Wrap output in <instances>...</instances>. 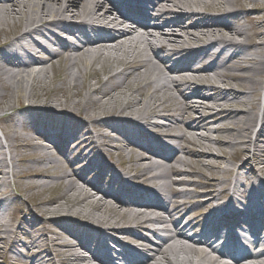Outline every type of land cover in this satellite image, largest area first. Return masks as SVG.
Masks as SVG:
<instances>
[{"label":"bare ground","instance_id":"6f19581e","mask_svg":"<svg viewBox=\"0 0 264 264\" xmlns=\"http://www.w3.org/2000/svg\"><path fill=\"white\" fill-rule=\"evenodd\" d=\"M107 1L0 0V245L25 264H97V235L116 233L154 251L121 255L129 264H219L194 247L208 240L202 219L240 203L253 221L256 195L264 205V0H149L150 26L132 17L141 34ZM104 31L112 41L97 40ZM140 138L173 141L172 157ZM225 146L236 155L215 153ZM152 187L164 203L142 199ZM148 224L176 239L154 248Z\"/></svg>","mask_w":264,"mask_h":264},{"label":"rangeland","instance_id":"374dc122","mask_svg":"<svg viewBox=\"0 0 264 264\" xmlns=\"http://www.w3.org/2000/svg\"><path fill=\"white\" fill-rule=\"evenodd\" d=\"M107 6L109 7V4H107ZM202 10V9H201ZM57 67V66H56ZM96 68H98V69H101L103 66L100 64V65H96L95 66ZM106 68V67H105ZM119 69H121V68H119ZM52 71V70H51ZM50 71V72H51ZM55 72H56V69H55ZM55 75V73H54V70H53V72H51V78L53 77ZM51 78H50V80H51ZM101 79H102V81H104V80H106L107 79V76L106 75H102L101 76ZM242 83V82H241ZM241 83H235L234 85H233V88H235V89H239V84H241ZM57 84H60V82H57ZM261 99H263V95H261ZM62 102H64V100L62 101ZM68 105L70 106V107H73V105H72V102H69L68 103ZM259 110V109H258ZM257 110V111H258ZM0 115H2V114H0ZM225 134H227V133H225ZM0 136L2 137V135H1V132H0ZM226 136V135H225ZM222 137H224V135L222 134ZM3 140V139H2ZM132 149V147H129V150H131ZM241 149H238L237 151H240ZM225 151L227 152V153H229L231 156H235L236 155V151L235 150H233L232 148H230L229 146H225L223 149H219V150H215V153H217L218 155H223L224 153H225ZM127 152H128V150H127ZM31 154V151L30 150H28V149H22V150H19V154H18V157H27V156H29ZM116 156H114L113 157V162H119L120 161V159H119V157L117 156V154H115ZM126 156V155H125ZM249 157H251V154L250 153H246V155L244 156V160H246L247 158H249ZM127 160V159H126ZM241 164V162L239 163V165ZM25 170V168H22L21 169V171H24ZM261 175H260V173H257V177L259 178ZM30 181L29 180H27V179H24V180H22V183H23V187L24 186H27V185H29L28 183H29ZM99 184H101V183H99ZM7 186H8V189H9V191L10 192H12L14 195H16V196H19L20 194H21V187H19L18 186V184H17V182L15 183V179L13 178V177H8V179H7ZM228 187V189H231L232 188V185L231 184H227V185H225V186H220L219 187V190L220 191H225V189ZM180 190H182V188H180ZM228 191V190H227ZM36 192L37 191H27V192H25L24 193V195H23V199H25V200H27V198H31V197H33L35 194H36ZM47 195V194H46ZM45 195V196H46ZM47 197H49V194L47 195ZM228 199H230L229 197H227V192H226V194L224 195V200L222 201V202H226V201H228ZM20 203H21V201H19ZM20 203H18V202H16V205L17 204H20ZM197 201H193L192 202V204H190V212L191 211H193V210H195L197 207H196V205H197ZM240 207V206H239ZM23 208H24V210H27V209H31V210H33V211H35V213H37L38 215H41V214H43L44 216L46 215V214H44V207H41L40 208V210L38 211L37 209H34V206H33V204L32 205H30L29 204V207H26V206H24L23 205ZM193 208V209H192ZM195 208V209H194ZM213 211V209L211 210V211H209V214L211 213ZM194 212V211H193ZM197 212H203L202 211V209H200V208H198V211H196L195 213H197ZM222 212H225L224 211V209L222 210ZM208 214V215H209ZM22 216H24V213L23 214H21L20 215V218L22 219ZM194 217H195V214L193 215ZM46 217V219H45V221L48 223L47 225H52L51 223H50V221H48V219H50V220H52L51 218H49V216H45ZM207 217V216H206ZM207 219V218H203L202 219V222L203 223H205V220ZM77 220H79V221H82V219L80 220V219H77ZM84 221V220H83ZM122 224H123V222H122ZM124 226H127V225H125V224H123ZM36 234V233H35ZM34 234V236H39L40 234L38 233V234H36L35 235ZM22 241L23 242H25V243H28L29 241H30V236H28V235H25V237H23L22 238ZM43 245V244H42ZM0 247H1V249H0V263H2V264H25L24 263V261H25V259H24V257H20V256H18L17 254H14V253H12V250H10L9 249V247L8 246H3V245H0ZM9 250V251H8ZM59 251H62L63 253H64V255H67V254H69L67 251H64V250H61V249H59ZM33 253H35V252H33ZM33 253H31V254H33Z\"/></svg>","mask_w":264,"mask_h":264}]
</instances>
